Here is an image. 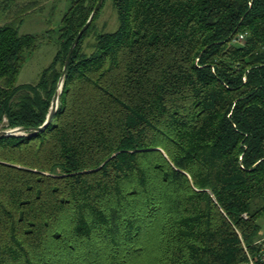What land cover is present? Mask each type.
<instances>
[{"label": "trees", "instance_id": "trees-1", "mask_svg": "<svg viewBox=\"0 0 264 264\" xmlns=\"http://www.w3.org/2000/svg\"><path fill=\"white\" fill-rule=\"evenodd\" d=\"M110 1L52 123L0 137V264H264V0ZM98 2L71 1L36 84L40 37L0 26V130L45 123Z\"/></svg>", "mask_w": 264, "mask_h": 264}, {"label": "rangeland", "instance_id": "rangeland-1", "mask_svg": "<svg viewBox=\"0 0 264 264\" xmlns=\"http://www.w3.org/2000/svg\"><path fill=\"white\" fill-rule=\"evenodd\" d=\"M71 1L0 0V26L15 21L19 14L18 16L21 17L20 33L35 34L40 37L39 48L28 58L18 77L17 85L36 84L40 80L42 72L53 62L59 50L62 19L68 11ZM101 8L95 31H116L119 24L118 15L112 2L106 1ZM17 12L19 13L17 14ZM2 127L3 125L0 129ZM259 224L263 237L262 242H264V216L259 220Z\"/></svg>", "mask_w": 264, "mask_h": 264}, {"label": "water", "instance_id": "water-1", "mask_svg": "<svg viewBox=\"0 0 264 264\" xmlns=\"http://www.w3.org/2000/svg\"><path fill=\"white\" fill-rule=\"evenodd\" d=\"M105 0H99V2L97 3L94 11L92 12L88 22L86 23V25L81 29V31L79 32L78 36L76 37L75 41L73 42V45L71 46L69 53L67 55L66 61H65V65L63 68V74L62 77L60 79L59 85H58V89L55 93L52 105H51V109L50 112L47 116V119L45 121V123L38 127V128H22V127H18V128H14V129H5V130H0V137H11V136H22V135H26L27 132H40L45 130L50 123H52V121L54 120V116L59 108L60 105V100H61V94H62V90H63V86H64V80H65V76L67 74V70H68V66H69V62L70 59L72 57V54L74 52V49L76 48V46L78 45L79 41L81 40L83 34L85 33V31L90 27V25L93 22V19L95 18V16L97 15V13L99 12L102 4L104 3Z\"/></svg>", "mask_w": 264, "mask_h": 264}, {"label": "crops", "instance_id": "crops-1", "mask_svg": "<svg viewBox=\"0 0 264 264\" xmlns=\"http://www.w3.org/2000/svg\"><path fill=\"white\" fill-rule=\"evenodd\" d=\"M19 12H17V14H18ZM19 15V14H18ZM17 17V16H16ZM19 28H20V26H19Z\"/></svg>", "mask_w": 264, "mask_h": 264}]
</instances>
